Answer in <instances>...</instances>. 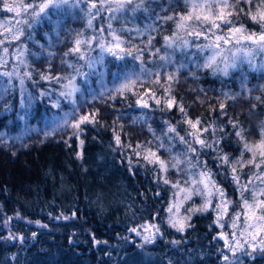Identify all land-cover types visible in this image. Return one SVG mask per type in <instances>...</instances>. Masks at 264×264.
Segmentation results:
<instances>
[{
    "label": "trees",
    "instance_id": "1",
    "mask_svg": "<svg viewBox=\"0 0 264 264\" xmlns=\"http://www.w3.org/2000/svg\"><path fill=\"white\" fill-rule=\"evenodd\" d=\"M258 2L254 0L249 8L247 4L230 0L235 5V14L230 17L232 22L243 25L244 29L260 30V24L246 14L255 12ZM133 4L128 5L125 15L116 12L113 16L108 12V24L111 22L112 28L128 41L124 47L144 50L146 68L175 73L169 98L174 97L177 105L184 106L187 117L178 106L169 110L163 103L157 106L155 100L148 101V108L136 104L148 89H155L157 97L165 95L160 85L149 82L154 77L141 74L142 84L123 96L116 94L115 89L124 81L121 74L126 69L140 71V61L131 56L116 60L104 55L103 63L94 68H89L87 59L65 57L77 32L83 31L88 37L92 31L86 27L84 12L78 17L67 15L60 8L50 11L34 31L37 44L29 45L30 51L40 56L31 58L33 78L40 77L41 73L49 74V65L52 75L69 74L74 69L62 63L64 60L80 67L85 75L76 76L80 90L75 94L76 111L68 117V125L80 115L98 110L97 122L82 125L79 136L74 135V129L60 121L65 113L73 112V104L62 98L60 109L50 104L56 99L60 85L36 82L30 86L34 91H52L50 97L43 99L49 116L37 111L40 108L37 103L32 113L37 118L38 130L25 128L27 132L22 131L18 138L0 136V264H226L224 244L219 238V228L213 223L211 210L190 211L205 203L204 196L192 195L188 200L183 199V193L174 196L180 188L192 187L190 178L203 170L197 156L188 151V145L181 143L180 137L185 138L183 133L192 131L184 120L199 118L201 128L214 125V133L209 128L201 138L213 141L211 155L215 157L230 154L240 158L243 142L235 135L240 128L244 129L248 143L258 142L264 126V53L255 50L252 57L239 53L236 67L230 68L228 75L214 74L210 69L197 67L212 55L210 49L201 52L195 48V43H207L204 39L194 41L188 37L193 42L188 48L164 47L163 36L172 34L175 23L162 17L186 13L185 0H144L143 8L130 14ZM109 17L113 18L109 21ZM141 28L145 30L143 35L136 31L142 32ZM225 29L228 25L222 26V30ZM148 34L154 39L152 46L145 48ZM156 49L160 52L153 55ZM92 55V58L101 56ZM227 55L231 57V52ZM160 56H168L171 63L161 61ZM5 96L7 105L17 104L16 88H11ZM22 96L24 98V92ZM113 96L115 100L111 99ZM221 102L225 104L223 111L219 108ZM10 113L13 115L14 110ZM4 118L1 103L0 126ZM42 118L49 121L42 122ZM52 119L60 126L53 129L50 124L51 127L45 126L49 129H41V123L47 125ZM231 122H236L238 128L234 129ZM32 124L29 121L24 126ZM169 124L176 126V132H168ZM15 126H18L15 121L6 126V134L12 135ZM116 133L121 136V145L115 143ZM129 144L133 147H127ZM136 144L143 145L141 151L144 148L156 151L168 163L167 173L160 172L158 165L146 164L135 156ZM161 144L164 147H160ZM251 157V153L245 152L243 160ZM174 158L184 161L179 170L171 167ZM187 161L196 167L189 169ZM248 169L256 168L245 165L239 170ZM162 177L170 183L165 184ZM218 178L219 185L229 194L232 188L227 181ZM177 182L180 187L174 188ZM176 201H183L178 217L189 218L183 231L168 224L166 209ZM153 219L162 231L161 239L149 246L130 240V228ZM7 233L34 240L20 247ZM229 264H264V258L241 257L238 263Z\"/></svg>",
    "mask_w": 264,
    "mask_h": 264
},
{
    "label": "snow or ice",
    "instance_id": "2",
    "mask_svg": "<svg viewBox=\"0 0 264 264\" xmlns=\"http://www.w3.org/2000/svg\"><path fill=\"white\" fill-rule=\"evenodd\" d=\"M69 3L70 0H39V2L33 0L32 3H25L24 0H20L19 4H15L9 3L8 0H3L2 7L7 12L15 13L17 18L23 16L24 19H17L16 24L11 27H5V25L10 23L9 21H0V27L4 28L2 34L5 37V39L0 40V45H3L5 40H7L9 44L13 40L18 41L20 37L24 35V30L21 25L26 24L31 28L34 23L38 22L42 16H46L51 10L58 9ZM74 3L77 5L79 3L88 4L87 27L89 28L92 27V21L95 19V16H99L105 8L115 14L116 12L124 11L129 4L135 3V8L132 9L133 11L143 8L144 6V0H99V5L96 0H74ZM253 3L254 0H236V4H247L249 8H251ZM185 5L189 6L186 13H177L171 16L162 17L165 21H174L175 23V30L172 34L163 36V44L166 48H188L193 46V42L190 41L188 37H192L194 41H199L201 39L206 40L207 43L205 44L195 43L194 45L198 51L202 52L205 48L212 51V55L206 57L205 62L202 65L197 64L198 68L203 67L204 69H210L214 74L222 73L223 75H228L229 69L236 67V59L239 53H243L246 57H252L255 50L264 52V0H259L256 4L255 12L249 11L246 13L251 20L259 23L261 28L259 33L253 32L250 34H246V29H244L243 25L240 27L233 25L232 27H229L227 33L218 34L221 33L222 26L231 25L233 23L230 17L235 14V5L230 3V0H185ZM240 11L243 12L244 9L241 8ZM93 13H95V15H93ZM111 19L112 17H109V21ZM99 31L100 33H103L105 30L101 28ZM107 31L110 38H105L103 35L85 37L83 31L77 32L71 41L72 47L64 53V56H75L78 59H87L89 68H94L97 64L103 63L104 53L111 55L116 60H124L126 56H131L134 60L140 61V73L127 74L123 83L115 89L116 94L123 96L127 91H131L137 84H142L143 81L139 78L141 74L147 77H154V79H150L149 82L153 85H160L163 88L165 95L163 97H157L155 89H148L145 92V96L138 99L136 103L142 108H148V100H155L157 106H160L163 103L169 110L178 106L180 112L187 117L184 106L182 104L177 105L174 97L169 98L171 85L175 79V73L172 72L165 74L159 70L153 72L146 68L143 61L144 50L135 47H124L128 41L119 34L118 30L112 28L110 22ZM127 31L132 30L128 29ZM136 31L139 32L140 35H143V32H140L139 29H136ZM153 39L152 36H148L145 48H150L152 46ZM94 40L97 42L95 46L99 47L101 51V56L99 58L86 57L85 52L92 51ZM243 41L251 42V47H229L232 45H239ZM159 52L160 49H156L153 55H158ZM228 52H231V57L227 55ZM8 54L9 49L5 47L3 53L0 54V65L7 64L8 61L5 57H7ZM13 56L20 64H25V68H27V64L23 59L22 48L13 53ZM159 59L166 64L171 63L168 56H160ZM62 63L68 68L74 69L76 75H72L71 73L67 75H52L51 65H49V74L45 75L44 73H41L40 78L60 85V90L56 92L57 98L52 101L53 108H59L61 106V98L63 100H68L73 104V112L65 113L63 117V124L68 125V117L72 116L76 111V100L74 99L75 94L80 90L76 83V76H84L85 74L80 70V67L72 64L68 60H64ZM221 65H223V67H221ZM161 67H163V65H161ZM181 67H183V65H181ZM0 75L9 77L17 75L20 79L21 86H23L25 78H32V74L29 71H24L23 75H20L18 70H14L13 72H3L0 73ZM62 81H65V83H61ZM41 95L50 97L52 91H43L41 92ZM232 98L234 99L235 97ZM111 99L115 100L116 96L111 97ZM256 99L259 100L261 98L257 97ZM219 108L223 111L225 109V104L221 102ZM214 110L215 109H213V111ZM97 114L98 110L96 112H90L89 114H82L68 126L74 129V135L79 136L82 131V125L95 124L97 122ZM184 123L192 129V131L189 132V135L192 137V142L188 144L189 152L197 151L196 148L193 147L194 144H198L201 148L212 147L211 144L207 143L206 140L201 137L203 133L208 132L209 128H213L214 133V125L201 128V121L199 118L195 121L192 119H185ZM231 123L234 129L238 128L236 122ZM168 132H176L175 126L169 124ZM48 134L49 133H45V135ZM235 135L241 142H243V150L241 151L240 158L232 161L228 154H221L216 157L223 165L231 168L232 178L240 192V199L244 209V231L240 233L241 237H245L243 243H241L235 233L232 234V240L236 241L235 245L229 240V237L225 233H219V238L225 241L224 247L233 252V254L243 248L245 244H248L255 250L256 245L254 242L260 233L264 232V198H261L264 197V171H259L262 166H264V126L261 127L260 140L256 143L250 144L245 140V133L242 128L237 130ZM114 139L117 145H121V136L118 133L114 134ZM180 141L181 143H188L184 137H180ZM216 143H219V141L217 140ZM81 144H83V141H81ZM127 147L132 148L133 146L129 144ZM160 147H164V145L161 144ZM141 148H143V145H135V148L133 149L135 156L142 158L146 164L158 165L160 172L167 173L169 165L165 160L160 158L156 151H153L151 148H144V150L141 151ZM245 152L251 153L252 158L243 160ZM174 159L175 163H173L171 167L179 170V166L184 163V161H181L179 158ZM129 162L131 163V160ZM187 163L189 169L196 167L191 161H187ZM245 165H253L258 171L254 172L252 176L249 177V181L242 185L240 183V177L237 175V166L243 169ZM162 179L165 184L170 183L166 177H162ZM190 180L192 187L180 188V192L175 193L174 196H179L183 193L184 200L191 199L192 195L204 196L206 197L205 203L200 208L192 209L190 211H207L211 205V197L213 195H218L221 198V203L216 205L218 215L215 223L220 224L221 227H223L221 220L223 215L228 214V206L231 204V201L225 199L224 190L216 185L215 180L212 178L211 170L205 165L203 170L197 173L194 177H191ZM173 187H180L179 182L173 184ZM248 191H251V202L244 198L245 192ZM182 203L183 201L170 203L166 209L169 213L168 224L171 227L176 228L177 231H183L185 227L188 226L186 220L189 218L180 219L177 215ZM174 208L176 209L175 213L173 212ZM239 215L240 214L238 213L237 216L234 217L231 227L236 228V221ZM141 228H143L144 231L143 239L145 243H151L160 232L158 225L147 222L144 225L130 228L129 231L141 235ZM249 229L253 231L250 232L248 231ZM245 233L251 237V240L247 239ZM261 250H264V245L261 246ZM223 260L226 264H229V257L227 255L223 256Z\"/></svg>",
    "mask_w": 264,
    "mask_h": 264
},
{
    "label": "rangeland",
    "instance_id": "3",
    "mask_svg": "<svg viewBox=\"0 0 264 264\" xmlns=\"http://www.w3.org/2000/svg\"><path fill=\"white\" fill-rule=\"evenodd\" d=\"M8 2L19 4L20 0H8ZM24 2L25 3H32L33 0H24ZM36 2H39V0H36ZM96 2L99 5V0H96ZM2 4H3V0H0V21H9L10 22L9 24L5 25V27H11V26L15 25L17 22V19H24L23 16L17 18L15 13L7 12L2 7ZM133 8H135V3L130 8V11H129L130 14H134L136 12L137 9L135 11H133L132 10ZM87 9H88L87 3H79L77 5L74 3V0H70V3L68 5H63L60 7L61 12L65 11L67 13V15H69L68 13H70V14L76 15L78 17H82V14L84 12L86 27H87V22H88ZM56 10L57 9H53L51 11L56 12ZM108 12H109V14H112V12L108 11V9L105 8L100 13L99 16H95V19H93V21H92V27L91 28L88 27L92 31L88 37L103 35L105 38H110L108 36V31H107V29H108V15H107ZM127 12H128V6L119 15H125ZM48 14H49V12H48ZM56 14L58 16L61 15V13L60 14L56 13ZM93 15H95V13H93ZM113 16H115V14H113ZM46 17H47V15L42 16L38 22H36L32 25L31 28H29L26 24L21 25V27L24 30V35L21 36L18 41L13 40L9 44L7 42V40H5V43L3 45H0V54L3 53V49L5 47H7L9 49V54L7 55V57H5L8 62H7V64L0 65V73L13 72L14 70H18L20 75H23L24 71H29L32 74L31 79H28V78L24 79L23 86H21L20 79L18 78L17 75H12L11 77L0 75V104L2 103V105H4V113H5V118H4L5 120L2 123V125L0 126V136H6V139L18 138V135L22 131L27 132V130H23L25 128H33L31 130H38V128H36V127H38V126H36L37 118L35 117V114L32 113V108L37 103L40 106V108L37 111L42 115L49 116L48 114H46V111H47L46 110V104L43 100L46 96L41 95V92H43V89H37L34 91L30 87V86L34 85L36 82H38V84L42 83V82H45V83L48 82L46 80L41 81L42 79L40 77H35L36 79L33 78V68H32V64H31V58L33 56L34 57L33 59H36V58H38L39 55L31 52L30 51L31 48H29L30 44H32V45L37 44V40L34 37V34H35L34 31H35L37 26H40L42 24L43 19ZM71 19H74V18H71ZM233 25L236 27H240L239 25L232 23L231 25H228V29H229V27H232ZM133 27H135V26L133 25ZM101 28H103L105 30L103 33H100V31H99ZM114 29H116V28H114ZM228 29L227 30L226 29L221 30V33H218V34L227 33ZM141 30L144 34L145 33L144 28H141ZM260 31H261V29L258 31L246 29V34H250L253 32L259 33ZM3 32H4V28L0 27V40L5 39L4 35L2 34ZM147 36H150V34H148ZM9 39H10V37H9ZM204 41H206V40H204ZM96 43L97 42L94 40L91 52H85L86 57H91V56H93L92 54H94V53H96L97 57H99L101 55V51H100L99 47L95 46ZM233 46L234 45L229 46V47H233ZM235 47H251V42L243 41V42H241V44L235 45ZM21 48L23 49V59H24L25 63L27 64V68H25V64H20L18 62V60L16 58H14V56H13V53H15L18 49H21ZM104 55H109V54L104 53L103 56ZM262 66L264 67V62H262ZM70 73L72 75H75L74 70L71 71ZM129 73H135V70L134 69H126L121 74V77L124 79L125 76ZM139 73H140V71L137 72V74H139ZM67 74L68 73H65L64 75H67ZM133 78H135V77H133ZM41 85L43 86V84H41ZM13 87L16 88L17 97H18V99H17L18 101H17V104L15 103V106L13 105V103H11L10 105H7L5 103V101H6L5 100V98H6L5 94L8 91H10L11 88H13ZM22 92H24V98L22 96ZM25 98H27V100H29V101L32 98V103L30 104L29 101L25 100ZM46 103L48 104V101ZM50 104L52 105V101L50 102ZM69 104L72 105V103H69ZM138 106H140V105H138ZM60 108H61V106L59 107V109ZM12 109L14 110L13 115H11V113H10V110H12ZM37 111H35V112H37ZM33 117H34V120H31ZM14 121L16 122V124L18 126H15V129H13L14 132L12 135L6 134V132H8L6 130V126H10L11 124H13ZM29 121L33 123L32 126H24ZM47 121H49V120L46 118H42V122H47ZM60 121L63 122V118ZM42 124L43 123H41V125H40V126H43V128L41 127V129H44L45 126H50V124L52 125V128L54 129L57 125V124L55 125L54 119H52L51 122H49V124H47V125H42ZM47 128L48 127H45V129H47ZM13 130H11V131H13ZM211 131L213 132V128L211 129ZM24 134H26V133H24ZM183 134L186 135L185 139L188 142L186 144L187 145L190 144L192 142V137L186 131ZM212 142L213 141H210L207 143L212 145ZM193 147L196 148L197 151L191 152V153H193L197 156V159L201 162V166L203 168L206 165L207 168L209 170H211L212 178H213V180H215L216 185L219 188H222L224 190L225 199H227L228 201H231V204L228 206V214L223 215V217H222L221 224H223V227H221L220 224L215 223V221L217 219V215H218L217 210H216V205L221 203V198L218 195H213L211 197V205H210L208 210H211V212H212L213 223L219 228V233H221V232L225 233L229 237V240L234 245H235L236 241L232 240V234L233 233H235V235L240 239L241 243H243L245 237H241L240 233L242 231H244V216H243L244 209L242 206V201L240 199V192L237 188L236 183L233 181V178H232L231 168L223 165L221 163V161L216 158L218 155L216 157L211 155L213 153V150H211V148H207V147L201 148L198 144H194ZM219 155H221V154H219ZM228 155L230 157V160H232V161L239 159V158L234 157L230 154H228ZM251 158H248V159H251ZM249 166H250V168H255L253 165H249ZM262 168H264V166H262ZM239 169H241V168L239 166H237V175L240 177V183L242 185L246 184L249 181V177L252 176V174L254 172H257L256 169L255 170L254 169H248L246 171L239 170ZM200 171L201 170H198V173ZM261 171H264V169H262ZM218 176L221 177L224 181H227L228 185L232 188V191L229 192V194L225 188H223L222 186L219 185ZM204 198L206 199V197H204ZM244 198L248 199L251 202V191L245 192ZM261 198H264V197H261ZM238 213L240 215L236 221V228H233V227H231V225L233 224L234 217H236ZM258 214H260V213H258ZM147 223L158 225V223L154 219L152 221L147 222ZM144 224L145 223H143L141 225H144ZM36 225L39 227L41 226L39 224H36ZM248 231L251 232L253 230L249 229ZM140 232L142 233L141 235H137V233L131 232L130 240L136 242L139 245L149 246V245H154L157 242V240L162 238V231L160 229L159 234L156 235V238L151 243H145L144 239H143V235H144L143 228L140 229ZM7 236H9L10 240L13 243H16L20 247L26 246V242H28V244H29V243L33 242V240H34L33 237L24 238V237H21V236L16 235V234L12 235L10 233H7ZM245 236L247 237L248 240H251V237L248 236L247 233H245ZM221 241L223 242V244L225 243L224 240L221 239ZM254 243L256 245L255 250L251 246H249L248 244H245L244 247L239 249L238 251H236L235 254H233V252L229 251L227 248L223 247L225 255H227L229 257V263H232V262L238 263L241 260V257H244V258L247 257L248 259H253L256 257H259V258L263 257L264 258V250H261V246L264 245V232L260 233V235L257 237V239Z\"/></svg>",
    "mask_w": 264,
    "mask_h": 264
}]
</instances>
